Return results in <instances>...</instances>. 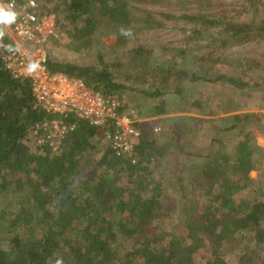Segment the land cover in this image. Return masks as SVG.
<instances>
[{"label": "trees", "instance_id": "trees-1", "mask_svg": "<svg viewBox=\"0 0 264 264\" xmlns=\"http://www.w3.org/2000/svg\"><path fill=\"white\" fill-rule=\"evenodd\" d=\"M180 1L212 6V0ZM53 2L55 11L63 12L61 22L72 40L84 42L101 29L108 33L113 28L124 40L121 28L135 31L126 0ZM242 3L243 9L256 15L264 0ZM163 16L198 24L188 39L198 38L210 27L218 29L221 35L212 44L217 41L219 48L264 40V17L238 22L202 11ZM149 19L142 21L144 26L150 25ZM212 52L193 58L206 62ZM153 53L136 45L112 61L99 56L94 66L49 58L46 66L52 73L82 81L102 96H118L125 89L123 83L134 79L141 85L155 81L153 91L143 92L159 98L164 92L157 85L172 78L179 103L187 102L189 97L182 95L179 85L187 72L171 65L161 68L156 61L150 65ZM188 78L201 79L195 73ZM218 80L247 85L223 75L211 81ZM163 103L159 113L165 112ZM44 116L33 108L29 81L13 77L0 61V238L15 227L27 231L13 237L8 248L0 247V264H264V187L249 177L261 163L256 156L262 148L251 142L247 127L257 119L256 113L232 114L225 129L246 131L230 150L215 153L192 171L185 206L188 219L181 225L163 181L150 174L151 163L164 152L152 131L140 130L134 146L136 159L131 163L126 156H115L103 141L104 126L66 115L75 128L65 135L61 152L53 154L48 147L37 146L31 135L32 124ZM174 134L180 137L181 129L177 127ZM94 151L101 155L91 163ZM244 189V197H234ZM236 246L243 249L235 253Z\"/></svg>", "mask_w": 264, "mask_h": 264}, {"label": "rangeland", "instance_id": "rangeland-1", "mask_svg": "<svg viewBox=\"0 0 264 264\" xmlns=\"http://www.w3.org/2000/svg\"><path fill=\"white\" fill-rule=\"evenodd\" d=\"M38 1L42 8L52 12L55 18V36L50 38L46 47V56L50 60L94 66L97 65L99 56L104 61H112L122 57V54L129 52L136 45H144L154 51L150 57V65L156 61L161 68L171 65L187 72V77L179 82L182 95L189 97L185 103H179L178 96L173 91L172 78L157 85V88L164 92L159 98L143 92L153 91L156 84L153 80L146 85L138 84L136 79L134 82V79L124 82V91L118 93V98L124 101L126 111H132L131 116L137 121L139 130L153 131V128H160L153 131L152 136L158 146L166 147L168 157L166 160L164 157L159 163H152L150 174L163 181L174 207L173 215L180 225L188 219L185 206L190 196L192 171L211 159L215 153L230 150L238 135L241 136L246 131L244 128L225 129L231 123L230 116L234 113L257 114V119L247 127L250 128L251 142L262 148L256 156L261 158V163L249 173V177L257 179L264 187V40L219 48L217 41L212 44L213 38L221 35L218 34V29L210 27L198 38L188 39L191 30L199 27L198 24L182 18L168 19L163 16L164 13L179 15L202 11L212 15L223 14L227 19L243 22L264 17V4L254 15L251 11L243 9L242 0H212L210 7L180 0H161L158 3L126 0L134 18L131 24L135 27L134 33L127 32L129 26L121 28V35L127 37L123 40L116 28L108 33L106 29H101L89 40L78 42L71 39L66 26L62 24L63 12L55 11L53 0ZM147 16L151 23L144 26L142 21ZM56 17L59 18L58 23ZM7 24L0 20V38L7 33ZM211 49L213 52L208 61L201 62L193 58L205 55ZM238 59L241 62H238ZM127 68L128 65L125 66L126 70ZM190 73H195L201 79L191 81L188 78ZM218 75L236 78L247 85L239 87L222 80L211 81ZM253 84H258V87ZM135 89L142 90L139 92ZM161 101L164 102L162 107L167 116H164L162 121L155 119L138 124L143 118L149 119L154 114H159L162 110L159 104ZM176 103L180 105L176 106ZM177 127L181 129L179 139L174 134ZM239 129L240 134L237 131ZM100 155L101 151H94L91 163ZM246 191L247 189L241 190L235 193L234 197H244ZM26 232L25 228L21 227L3 232L0 247L8 248L13 237L20 238ZM242 249V246H236L232 251L238 253Z\"/></svg>", "mask_w": 264, "mask_h": 264}, {"label": "built area", "instance_id": "built-area-1", "mask_svg": "<svg viewBox=\"0 0 264 264\" xmlns=\"http://www.w3.org/2000/svg\"><path fill=\"white\" fill-rule=\"evenodd\" d=\"M0 9L15 13L0 38V61L13 77L30 83L33 108L46 116L31 126L37 146H46L53 154L61 152L65 135L75 128L64 118L71 115L93 126H104L103 141L115 156L135 162V143L140 130L117 95L102 96L82 81L62 73H52L46 66V47L55 36V18L38 0H0Z\"/></svg>", "mask_w": 264, "mask_h": 264}, {"label": "crops", "instance_id": "crops-1", "mask_svg": "<svg viewBox=\"0 0 264 264\" xmlns=\"http://www.w3.org/2000/svg\"><path fill=\"white\" fill-rule=\"evenodd\" d=\"M164 116H167V115H165L164 114V112H161V113H159V114H154V116H151L149 119L148 118H143V119H141V120H139L140 121V123H138V124H141L142 122H150V121H153V120H155V119H159L160 121H162V118H164ZM137 124V121L135 122V125ZM157 128H159V127H157ZM157 128H153V131H158L159 129H157ZM152 131V132H153ZM158 137V136H157ZM160 147H163V146H160ZM164 148V152H163V154L159 157V159L158 160H156V162L155 161H153L152 163H159L160 161H161V159H163L164 157H165V160L167 159V157H168V154L166 153L167 151V149H166V147L164 146L163 147ZM180 150L178 149V152H179ZM163 162H165V161H163ZM151 163V164H152ZM162 163V162H161Z\"/></svg>", "mask_w": 264, "mask_h": 264}, {"label": "clouds", "instance_id": "clouds-1", "mask_svg": "<svg viewBox=\"0 0 264 264\" xmlns=\"http://www.w3.org/2000/svg\"><path fill=\"white\" fill-rule=\"evenodd\" d=\"M15 13L9 10L0 9V20L5 23H10L14 21Z\"/></svg>", "mask_w": 264, "mask_h": 264}]
</instances>
